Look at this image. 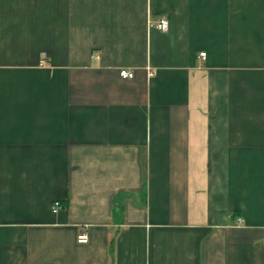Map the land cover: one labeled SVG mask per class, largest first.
Returning a JSON list of instances; mask_svg holds the SVG:
<instances>
[{"label": "crops", "instance_id": "obj_1", "mask_svg": "<svg viewBox=\"0 0 264 264\" xmlns=\"http://www.w3.org/2000/svg\"><path fill=\"white\" fill-rule=\"evenodd\" d=\"M0 264H264V0H0Z\"/></svg>", "mask_w": 264, "mask_h": 264}, {"label": "built area", "instance_id": "obj_2", "mask_svg": "<svg viewBox=\"0 0 264 264\" xmlns=\"http://www.w3.org/2000/svg\"><path fill=\"white\" fill-rule=\"evenodd\" d=\"M155 25L161 30H166L168 28V19L165 16H161L156 20ZM200 55L205 56V52H201ZM120 75L123 78H132L134 76V72L131 71L129 68L123 67L120 69ZM55 205L56 207H58L60 205V202L56 201ZM88 240H89V235L86 232L78 235L79 242L83 243V242H87Z\"/></svg>", "mask_w": 264, "mask_h": 264}]
</instances>
